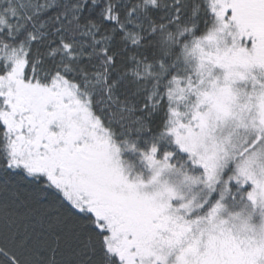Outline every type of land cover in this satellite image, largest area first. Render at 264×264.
<instances>
[{"label": "snow or ice", "instance_id": "snow-or-ice-1", "mask_svg": "<svg viewBox=\"0 0 264 264\" xmlns=\"http://www.w3.org/2000/svg\"><path fill=\"white\" fill-rule=\"evenodd\" d=\"M0 264H264V0H0Z\"/></svg>", "mask_w": 264, "mask_h": 264}]
</instances>
